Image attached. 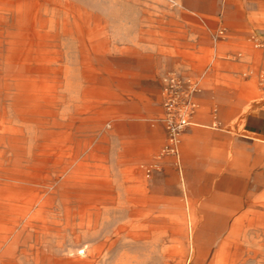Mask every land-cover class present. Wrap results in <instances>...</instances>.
<instances>
[{
  "label": "rangeland",
  "instance_id": "1",
  "mask_svg": "<svg viewBox=\"0 0 264 264\" xmlns=\"http://www.w3.org/2000/svg\"><path fill=\"white\" fill-rule=\"evenodd\" d=\"M184 1L197 3L198 8L192 11L204 19L188 10H175L174 4L167 6L161 0H139L138 6L129 2L127 35L134 36L136 42L113 41L99 49L96 44L97 60L92 61V79L85 95L89 107H60L59 117L63 122L76 118L77 159L90 152V169L73 174L74 179L87 183L76 188H101L113 174L125 199L135 206L127 208L128 214L146 217V200L152 196L156 216L180 219L184 207L186 214L198 221L199 231L201 225L209 227L218 219L252 217L253 205L264 203V137L256 135L254 123L247 122L251 105L264 108V0H234L233 7H228V0H214L213 10L204 2ZM120 48L125 50L122 56L115 51ZM69 56L72 67L79 69L74 50ZM136 57H140L137 71L131 64V58ZM169 75L189 79L199 89L195 97L197 123L180 133V157L163 150L169 145V135L163 122L162 88ZM78 81L82 80L77 77ZM9 117L11 124L17 125L12 111ZM66 138L62 134L59 140ZM84 142L89 144L85 153ZM0 150L5 161L0 162V168L5 169L11 153ZM62 159L61 169L67 171V159ZM1 187L0 206L5 204L6 193ZM90 192L89 197L94 191ZM258 212L264 216V209ZM129 219L134 218L129 215ZM180 227L174 222L166 235L157 230L153 251L157 263L183 264L188 248ZM240 227L225 249L219 244L232 234L230 228L218 236L211 229V240L218 239L209 249L205 234L200 233L194 249L198 264L205 260L198 254L202 251L214 255L221 250L238 252L240 243L246 248L243 238H237H248L250 231ZM125 233L124 240L134 253L139 242ZM121 237L110 251L112 260L121 251ZM151 240L148 235L140 241L145 245ZM150 248L144 246L143 252ZM163 252L169 257L163 258Z\"/></svg>",
  "mask_w": 264,
  "mask_h": 264
},
{
  "label": "bare ground",
  "instance_id": "2",
  "mask_svg": "<svg viewBox=\"0 0 264 264\" xmlns=\"http://www.w3.org/2000/svg\"><path fill=\"white\" fill-rule=\"evenodd\" d=\"M161 1L179 5V0ZM129 2L139 5V0H0V149L11 153L8 167L0 168V178L5 179L0 186L6 192L5 204L0 206V264H160L153 254L157 230L166 235L174 222L180 223L187 239L183 264L199 263L194 249L200 233L205 234L209 249L230 228L232 234L219 244L225 249L241 225L250 231L248 238H237H243L246 248L240 243L238 252L202 251L198 254L205 260L200 264H264V216L258 212L264 209L263 202L253 205L252 217L218 219L197 231L198 221L184 207L180 219L156 216L152 196L146 200V217L128 214L127 208L135 206L125 199L113 174L101 188H76L87 183L73 174L90 169V152L77 159L76 118L63 122L59 109L89 107L85 95L96 44L99 49L113 41L136 42L127 35ZM71 50L78 56L79 69L72 67ZM115 51L120 56L125 52L123 48ZM77 77L82 81L77 82ZM11 111L17 125L11 124ZM62 134L67 135L65 141L59 140ZM88 145L83 143V153ZM62 156L69 173L61 169ZM90 191L94 192L89 197ZM79 192L84 196L79 197ZM136 206H140L137 201ZM138 229V234L131 233ZM211 229L217 235L213 240ZM124 232L139 242L134 253ZM148 235L151 242L142 245L140 240ZM120 236L121 251L112 260L110 251ZM144 246L151 248L143 252ZM168 255L162 254L163 258Z\"/></svg>",
  "mask_w": 264,
  "mask_h": 264
},
{
  "label": "built area",
  "instance_id": "3",
  "mask_svg": "<svg viewBox=\"0 0 264 264\" xmlns=\"http://www.w3.org/2000/svg\"><path fill=\"white\" fill-rule=\"evenodd\" d=\"M198 91L197 84L189 79L177 75H169L163 79V122L169 135V145L163 150L172 155L178 156L179 135L192 124L198 107L195 102Z\"/></svg>",
  "mask_w": 264,
  "mask_h": 264
},
{
  "label": "crops",
  "instance_id": "4",
  "mask_svg": "<svg viewBox=\"0 0 264 264\" xmlns=\"http://www.w3.org/2000/svg\"><path fill=\"white\" fill-rule=\"evenodd\" d=\"M198 2H204L207 6H209V8L211 10L214 9V0H197ZM216 1V0H215ZM228 7H233L234 6V0H228V3H227ZM198 4H190V3H187L185 2L184 0H179V5H176L174 4V9L175 10H178V11H181V10H188V11H191L194 15L200 17L201 19L203 18V16H199L197 13H195L194 11H192V9H195L198 8ZM210 10V11H211ZM204 19V18H203ZM137 59V61L135 60ZM131 64L134 65V68L138 69V66H139V63H140V57H136V58H131ZM251 108H249V111H248V115H247V122H250V123H254L256 125V127H258L256 131V135H259V136H263L264 137V130L261 131L260 128H264V108H256L255 105H251L250 106ZM264 107V106H262ZM200 108V107H199ZM196 115L194 116L193 120H192V125H196L195 123V118ZM250 132L253 131V128L249 129ZM180 147V145H179ZM179 157L181 156L180 155V148H179ZM239 206H231L229 208L231 209H234V208H238Z\"/></svg>",
  "mask_w": 264,
  "mask_h": 264
}]
</instances>
